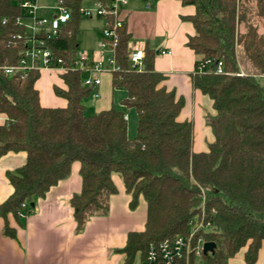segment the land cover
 <instances>
[{"label": "trees", "instance_id": "obj_1", "mask_svg": "<svg viewBox=\"0 0 264 264\" xmlns=\"http://www.w3.org/2000/svg\"><path fill=\"white\" fill-rule=\"evenodd\" d=\"M23 0H0V64H17L28 34L17 23L24 16ZM71 18L58 34L45 41L53 56L69 67L77 56L76 36L83 0H58ZM108 1V0H102ZM195 8L182 17L194 28L186 46L223 72L194 73L191 86L207 96L215 112L208 117L214 140L206 152L192 151L191 121L176 120L184 99L161 84L167 76L153 68L154 52L145 44L142 69L128 63L131 36L123 20L117 30L111 75L112 90L126 93L120 105L87 116L82 101L92 89L82 84L79 70L59 77L64 88L53 87L65 107H43L35 83L38 71L7 77L0 73V157L25 152V163L7 173L10 196L0 204L3 233L16 238L6 220L18 226V213L26 203L43 197L50 187L69 175L79 162L80 192L69 204L75 231L92 216L108 213L109 197L117 192L112 175H118L130 208L139 196L146 203L142 231L127 234L119 252L124 264L135 256L143 260L151 243L188 232L197 217L210 224L203 232L215 244L204 264H227L244 250L246 264H254L264 242V0H179ZM240 71L243 73L239 75ZM137 116L135 136L127 137V111ZM202 215V216H201Z\"/></svg>", "mask_w": 264, "mask_h": 264}, {"label": "crops", "instance_id": "obj_2", "mask_svg": "<svg viewBox=\"0 0 264 264\" xmlns=\"http://www.w3.org/2000/svg\"><path fill=\"white\" fill-rule=\"evenodd\" d=\"M33 1L38 6L39 16H51L56 13V0ZM194 12L193 6H184L179 0H127L119 10V18L124 21L131 36L128 44H147L153 50L154 70L167 76L161 86L167 91L173 90L176 98L181 96L184 99V105L176 120L192 122V151L200 153L206 152L208 145L214 140L207 119L213 117L215 112L211 100L191 86V76L196 73L200 56L186 46L188 37L194 34V28L182 17L191 16ZM135 23L143 30L139 37H133L132 29ZM51 72L53 71L42 70L39 74L41 76V73ZM60 73L62 72L58 73V77ZM38 80L35 89L38 91L40 105L65 107L66 101L55 96L53 91L50 97L46 94L44 98ZM100 82L97 88L99 96L94 98L91 92L94 103L89 110L82 101L87 116L114 107V92L122 93L123 97L115 106L122 109L120 102L126 93L112 90L109 73H102ZM54 86L64 88L60 77ZM132 111H127L125 115L127 122L130 116L135 119L127 127L129 139L134 137L137 123V116ZM4 120L5 116L0 113V124H3ZM25 160V152H9L0 157V204L12 193L7 173L15 172ZM79 167V162H73L66 178L50 187L43 197L33 199L32 211L25 219H21L22 226H18L13 217L7 215L9 227L15 230V239L4 235V220L0 218V264H124L125 254L119 250L125 245L129 232L143 230L146 203L143 197L139 196L137 205L130 208L131 196L125 193L121 178L113 174L112 181L117 192L109 197L108 213L90 217L83 229L76 232L69 201L81 189ZM243 253L244 250L237 253L227 264H246ZM140 263V255L137 254L132 264ZM254 264H264V242Z\"/></svg>", "mask_w": 264, "mask_h": 264}, {"label": "built area", "instance_id": "obj_3", "mask_svg": "<svg viewBox=\"0 0 264 264\" xmlns=\"http://www.w3.org/2000/svg\"><path fill=\"white\" fill-rule=\"evenodd\" d=\"M83 1L86 4L79 7V15L86 19L99 18L103 24V42L100 44V51L97 54L77 53L72 65L69 67L63 65L62 60L55 58L51 50L46 47L45 41L55 37L60 28L70 20V11L62 6L60 1L56 0L57 13L51 16H39L36 2L23 0L18 4V7L22 10L24 16L18 18L17 23L23 26L26 31L23 20L25 18L30 19L32 33L26 31L29 36L19 62L13 65L0 64V73L7 77H14L25 76L29 71H87L91 75L84 78L82 84L91 87L94 98H97L99 96L97 88L101 83L100 75L118 69L114 60V47L116 45L117 30L122 26L119 10L121 6L127 3V0ZM106 50L110 53V57L105 62L102 54ZM143 58L144 46L136 43L128 44V63L131 68L140 71ZM211 68L209 60L200 61L196 72L201 74L208 72L221 74L223 72L221 62H218L213 69ZM239 75L242 76L243 73L240 71ZM28 214L27 204H21V211L18 213L19 218L25 219ZM211 227L210 224L204 223L202 218H193L189 222L186 234L151 243L140 264H204V260L202 263L199 260L204 255L203 244L207 242L203 237V232L210 230Z\"/></svg>", "mask_w": 264, "mask_h": 264}, {"label": "rangeland", "instance_id": "obj_4", "mask_svg": "<svg viewBox=\"0 0 264 264\" xmlns=\"http://www.w3.org/2000/svg\"><path fill=\"white\" fill-rule=\"evenodd\" d=\"M84 3L85 1L83 2L82 5L86 4ZM56 13H57V10H56ZM23 23L26 26V31L29 33H32L31 20L28 18H25L23 20ZM102 27H103V24L99 18L80 19L79 24H78L77 36H76L77 53L97 54L100 51V44L103 42ZM132 31H133V37H139V35H141L143 32V30L138 26L137 23L134 24ZM102 56H103L104 61L106 62L107 59H109L110 57V53L106 50L103 52ZM58 73H59L58 71H53L51 73H41V76L38 80L39 81L38 86L41 88L42 93L44 92L43 93L44 98H46V94L49 95L48 97L51 96L53 87L55 84H57V81L59 80ZM81 75H82V79H84L90 76L91 73L87 71H81ZM259 81L262 84H264V79H259ZM105 82L106 81L104 80V83ZM122 97L123 96L121 92L113 93L112 103L114 107L118 105ZM83 101L85 103V106L87 107L86 109L88 110L91 108V106L94 103L91 94L88 97H86ZM132 113L133 114L135 113L134 110L132 111ZM134 121H135L134 117L131 119V116H130V119H128V122H127V127H129V124L133 123ZM134 129L136 131V125ZM199 260H201L200 263L203 262L202 258H200Z\"/></svg>", "mask_w": 264, "mask_h": 264}, {"label": "water", "instance_id": "obj_5", "mask_svg": "<svg viewBox=\"0 0 264 264\" xmlns=\"http://www.w3.org/2000/svg\"><path fill=\"white\" fill-rule=\"evenodd\" d=\"M33 207V203L30 204ZM215 244L213 242H205L203 244V254L206 255L207 253L212 254L214 252Z\"/></svg>", "mask_w": 264, "mask_h": 264}]
</instances>
